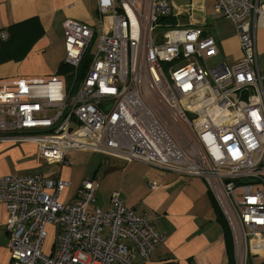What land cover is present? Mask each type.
Masks as SVG:
<instances>
[{
    "label": "built area",
    "instance_id": "built-area-1",
    "mask_svg": "<svg viewBox=\"0 0 264 264\" xmlns=\"http://www.w3.org/2000/svg\"><path fill=\"white\" fill-rule=\"evenodd\" d=\"M211 1L236 28L240 56L231 62L214 60L218 46L195 22L192 2L182 11L172 0H96L97 28L66 19L71 81L1 79L0 142L33 143L50 166H70L75 150L202 178L232 235L235 264H249L264 255V76L255 36L264 0ZM70 186L38 173L0 177L9 264H136L164 243L118 192L101 211L90 207L95 180L83 179L64 204ZM48 229L54 242L44 254Z\"/></svg>",
    "mask_w": 264,
    "mask_h": 264
},
{
    "label": "crops",
    "instance_id": "crops-1",
    "mask_svg": "<svg viewBox=\"0 0 264 264\" xmlns=\"http://www.w3.org/2000/svg\"><path fill=\"white\" fill-rule=\"evenodd\" d=\"M95 1L0 0V33L6 34L5 41L9 38V27L26 21H31L41 32L40 38L34 41L22 60L0 61V80L44 79L51 75L63 77L64 74L58 73L59 65L64 61L62 24L66 19H73L97 28ZM200 1L203 5L206 2ZM195 2L198 0L192 3ZM203 5L199 8L205 12ZM212 18L217 19L214 12ZM195 22L205 26L206 14ZM255 33L258 66L264 76V27ZM0 42L4 41L0 39ZM237 45V38L233 37L223 46L225 61L231 62L240 56ZM38 154L37 146L33 143L0 142V177L38 173L46 178L66 179L61 173L64 166L51 165L57 167L56 175V170L47 169L50 165ZM123 174V184L129 181V188L122 194L118 192L121 202L134 210L135 214H147L154 230L162 234L165 240L152 251L148 262L138 260L136 264H228L224 230L216 210L219 207L202 178L163 173L153 167L139 177L126 176L125 171ZM149 183L155 184L154 189L149 187ZM70 189L71 186L60 197L64 204L71 203L76 195L77 191L70 194ZM3 206L0 203V264H9L8 234L5 232L7 212Z\"/></svg>",
    "mask_w": 264,
    "mask_h": 264
},
{
    "label": "rangeland",
    "instance_id": "rangeland-1",
    "mask_svg": "<svg viewBox=\"0 0 264 264\" xmlns=\"http://www.w3.org/2000/svg\"><path fill=\"white\" fill-rule=\"evenodd\" d=\"M191 2H193V0H172L173 6L175 8L182 9V11L186 10ZM193 5L196 7L195 11L193 12L196 21V19H201V17H204V13H201V11L198 10L200 5H203V3L198 0V2H195V4L193 3ZM203 6L205 7L207 20V24L202 26L203 31L205 32L204 35L213 37L218 46L219 56L214 60L219 62L222 60L225 61L222 49L231 38L236 37V28L234 22L224 18L220 19L219 17H217V19L212 18L213 2L211 0H206ZM180 21L184 22L186 19L181 17ZM164 31H166V29H161L159 34L157 33L159 37L158 42L162 40L161 36H163ZM96 43L97 38L95 37L91 43V46L86 52V58H90L93 55ZM212 63L213 62L210 64ZM63 78L65 77L63 76ZM66 160L70 163V166H64L68 168L63 167L61 173L63 176H66L65 180L69 181L71 184L70 194H73L78 190V187L83 179H94L99 184V188L94 194L95 202H92L90 207L99 208L101 211H107L110 209L109 199L110 195L114 191L119 192V194L127 192L126 189L127 187L129 188V181L127 180L128 182H124L123 184L122 179L124 177V171L126 176L129 175L131 177H139L147 169L151 168L150 166L140 162L138 163L137 161L123 162L111 157H105L100 154L87 153L86 151L72 150L67 153ZM47 169L50 171L56 170L55 174L58 175L57 167L47 166ZM53 242L54 234L51 229H48V237L45 242V247H43L42 250L44 254L46 253V248L49 247ZM262 253L256 259L252 257L249 258V264H262L264 261V255H262Z\"/></svg>",
    "mask_w": 264,
    "mask_h": 264
},
{
    "label": "trees",
    "instance_id": "trees-1",
    "mask_svg": "<svg viewBox=\"0 0 264 264\" xmlns=\"http://www.w3.org/2000/svg\"><path fill=\"white\" fill-rule=\"evenodd\" d=\"M9 38L7 41L0 42V61L5 62L7 60L19 61L25 57V54L28 53L32 47L34 41L40 38L41 32L39 28L35 26L31 21H26L9 27L8 30ZM88 58H85L82 64L78 68L77 78L81 79L85 75V70L87 67ZM71 71V68L64 66L62 63L59 65L58 73L64 74L65 81L69 83L71 81L68 72ZM217 210L218 220L222 224L224 230V237L226 241L227 255H228V264H235L232 238L230 231L228 229L227 223L224 220L223 216L220 214L219 209ZM163 264H176L173 262H166ZM264 264V262L262 263Z\"/></svg>",
    "mask_w": 264,
    "mask_h": 264
}]
</instances>
